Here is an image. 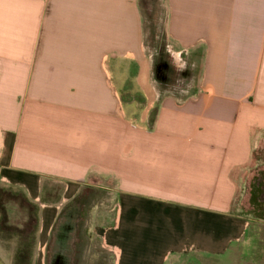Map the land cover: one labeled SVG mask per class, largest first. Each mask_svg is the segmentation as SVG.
<instances>
[{
  "label": "crops",
  "instance_id": "obj_1",
  "mask_svg": "<svg viewBox=\"0 0 264 264\" xmlns=\"http://www.w3.org/2000/svg\"><path fill=\"white\" fill-rule=\"evenodd\" d=\"M165 6L176 92L153 79L140 0H0V189L39 206L31 264L91 252L86 223L88 246L69 237L71 203L83 210L97 188L115 199L94 232L110 264L220 257L251 228L232 208L264 142V0Z\"/></svg>",
  "mask_w": 264,
  "mask_h": 264
},
{
  "label": "rangeland",
  "instance_id": "obj_2",
  "mask_svg": "<svg viewBox=\"0 0 264 264\" xmlns=\"http://www.w3.org/2000/svg\"><path fill=\"white\" fill-rule=\"evenodd\" d=\"M140 6L145 26L146 49L148 55H150L153 67V79L157 82L159 90L176 92L180 89L181 83L179 84L178 73L176 72L175 65H172L174 63L168 52L169 47L166 35L167 10L165 0H140ZM135 72V68L131 66L129 73V91L127 95L139 99L143 95L132 87ZM256 153L258 160L253 162V166L248 170L245 184L243 185L245 192L241 190L242 193H239V199L233 204L232 208L235 213L239 212L252 220L251 228L242 241L220 257L196 253L181 254L171 258L167 264H264V217H256L260 214L255 215L249 205L250 186L253 183H260V199L263 203L264 213V142L257 148ZM96 185L99 187L102 186L101 184ZM49 190L55 195L54 197L60 191L58 185L50 186ZM3 191L15 195L20 200L23 199L18 189L5 187ZM95 193V198L87 201L86 204L89 206H86L83 210L81 206L85 203L82 205L78 202L74 203V201L71 203L72 207L79 210L78 214L80 216H78V221L73 223L69 237L72 238V244L78 238L79 241H84L87 245L89 238L83 233L84 231L80 234L78 233V231H81L79 228L80 222H84L83 226L86 223L85 226L87 227L85 228L87 230H84L86 232H93L94 235V238H91L90 242L88 241L91 247L90 251L95 252L96 255L95 263L92 264H110V256L108 252L99 247L100 238L94 232L97 227H107L113 222L115 199L109 190L97 188ZM14 203H8L6 205L7 226L0 229V264H28L22 260V258H27V254L30 255L29 264H31L37 252L39 226L37 230L32 231V235L29 234L28 236L26 232H14L12 230L14 228L26 229L24 228V222L27 220L25 209L22 206L20 207L19 202ZM1 217L2 215L0 214V220ZM9 227L11 229H8ZM75 230L76 233H74ZM52 234L49 239V247L47 248V258L56 256L58 253V233L56 227ZM82 251L83 253L78 256L79 264L83 261L82 257L87 262L89 255H91L89 254L91 252H87L86 250ZM74 252L76 251L72 248L71 254L73 255Z\"/></svg>",
  "mask_w": 264,
  "mask_h": 264
},
{
  "label": "trees",
  "instance_id": "obj_3",
  "mask_svg": "<svg viewBox=\"0 0 264 264\" xmlns=\"http://www.w3.org/2000/svg\"><path fill=\"white\" fill-rule=\"evenodd\" d=\"M254 161L258 160L257 153L255 152L253 154ZM20 191V190H18ZM260 192H261V185L260 183L258 184H251L250 186V199H249V205L251 207L252 212L257 215L260 214L256 217H264L263 213V203L262 200L260 199ZM20 195L22 196L23 199H18L15 195L9 194L5 191H3V188L0 189V214L2 215L1 217V222H0V229L4 228L7 226V218H6V205L8 203H18L20 204V207L22 206L23 209L26 211V217L27 220L24 222V228L26 229H20V228H14L12 229L14 232L20 233V232H26L27 236L38 229L39 226V206L30 202L23 192L20 191ZM44 196V195H43ZM57 197L55 198L56 201ZM46 201V197H43V201ZM15 204V203H14ZM8 229H11L10 227ZM34 230V231H33ZM33 231V232H32ZM24 260V263H28L30 261V255L27 254V258H22ZM17 264V263H16ZM23 264V263H21Z\"/></svg>",
  "mask_w": 264,
  "mask_h": 264
}]
</instances>
